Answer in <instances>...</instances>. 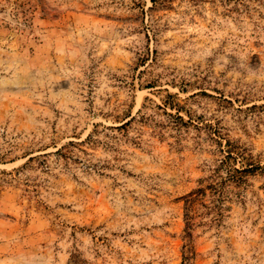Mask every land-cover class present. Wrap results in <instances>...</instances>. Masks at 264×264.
<instances>
[{
  "label": "rangeland",
  "instance_id": "rangeland-1",
  "mask_svg": "<svg viewBox=\"0 0 264 264\" xmlns=\"http://www.w3.org/2000/svg\"><path fill=\"white\" fill-rule=\"evenodd\" d=\"M231 147L264 165V0H0V264H264Z\"/></svg>",
  "mask_w": 264,
  "mask_h": 264
},
{
  "label": "trees",
  "instance_id": "trees-1",
  "mask_svg": "<svg viewBox=\"0 0 264 264\" xmlns=\"http://www.w3.org/2000/svg\"><path fill=\"white\" fill-rule=\"evenodd\" d=\"M129 122H126L122 124L119 128H123L126 126ZM227 146L229 147V141H227ZM246 152V149H240L236 147H231L227 151H225L226 154L223 153L222 159L219 161V168L220 167H228V164H230V161H236L237 158H241L243 161H245V165L242 166L239 169H236L234 167H230L227 169V176L228 180H233L235 183H244L245 182V177L248 175H254L255 173L258 172L259 175L264 176V165L260 166L258 163H255L252 159V156L249 154L247 157H245L243 154ZM233 154L236 155V157H233ZM228 163V164H227ZM218 168V169H219ZM213 195H216L218 193V190L215 188H212ZM204 196L203 192L198 189L196 190V198L198 196ZM193 201L190 200L188 201L187 207H186V213H185V228H184V233L185 236L188 237V240L191 239V230L193 226V219L194 217L189 215V207H191V203ZM187 203V202H186Z\"/></svg>",
  "mask_w": 264,
  "mask_h": 264
}]
</instances>
